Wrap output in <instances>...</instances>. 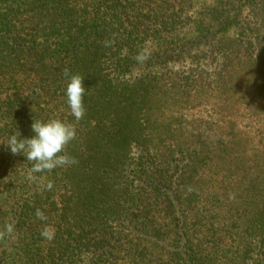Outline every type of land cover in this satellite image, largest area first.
Returning a JSON list of instances; mask_svg holds the SVG:
<instances>
[{
    "label": "trees",
    "instance_id": "1",
    "mask_svg": "<svg viewBox=\"0 0 264 264\" xmlns=\"http://www.w3.org/2000/svg\"><path fill=\"white\" fill-rule=\"evenodd\" d=\"M54 118L76 163L32 173ZM0 264H264V0H0Z\"/></svg>",
    "mask_w": 264,
    "mask_h": 264
},
{
    "label": "clouds",
    "instance_id": "2",
    "mask_svg": "<svg viewBox=\"0 0 264 264\" xmlns=\"http://www.w3.org/2000/svg\"><path fill=\"white\" fill-rule=\"evenodd\" d=\"M148 53L142 51L136 57L139 62L147 58ZM64 76L68 83L64 90L66 104L75 121H79L85 115L83 97L87 91L84 87V79L80 75H74L69 70H64ZM32 137L22 138L21 134L12 135L7 142V148L13 155L22 154L24 158L34 162L32 173L50 172L56 168L75 164L76 160L64 152L65 146L76 137V128L71 123L61 119L48 121H35L31 125ZM51 188V184L48 185ZM37 218L43 220L44 215L37 210ZM13 227L7 226L6 233L11 234ZM54 230L46 228L41 235L49 240L53 238Z\"/></svg>",
    "mask_w": 264,
    "mask_h": 264
}]
</instances>
